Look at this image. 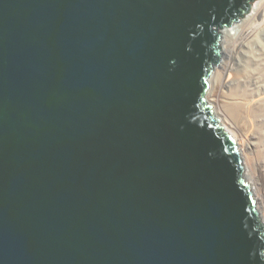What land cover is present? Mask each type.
I'll list each match as a JSON object with an SVG mask.
<instances>
[{"label": "water", "instance_id": "1", "mask_svg": "<svg viewBox=\"0 0 264 264\" xmlns=\"http://www.w3.org/2000/svg\"><path fill=\"white\" fill-rule=\"evenodd\" d=\"M255 0H0V264H264L208 101Z\"/></svg>", "mask_w": 264, "mask_h": 264}, {"label": "bare ground", "instance_id": "2", "mask_svg": "<svg viewBox=\"0 0 264 264\" xmlns=\"http://www.w3.org/2000/svg\"><path fill=\"white\" fill-rule=\"evenodd\" d=\"M252 5L239 24L223 30L207 98L237 140L264 222V0Z\"/></svg>", "mask_w": 264, "mask_h": 264}, {"label": "rangeland", "instance_id": "3", "mask_svg": "<svg viewBox=\"0 0 264 264\" xmlns=\"http://www.w3.org/2000/svg\"><path fill=\"white\" fill-rule=\"evenodd\" d=\"M257 1H258V0L254 1V2L252 3V4H253L252 7H254V6L257 4ZM239 23H240V22H237V24H239ZM234 30L236 31V29H233V31H234ZM235 31H234V32H235ZM234 32H233V33H234ZM262 220H263V219H262Z\"/></svg>", "mask_w": 264, "mask_h": 264}]
</instances>
